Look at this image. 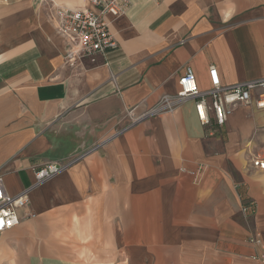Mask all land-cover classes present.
I'll list each match as a JSON object with an SVG mask.
<instances>
[{
    "label": "crops",
    "instance_id": "1",
    "mask_svg": "<svg viewBox=\"0 0 264 264\" xmlns=\"http://www.w3.org/2000/svg\"><path fill=\"white\" fill-rule=\"evenodd\" d=\"M118 47L76 65L53 2L0 8V177L28 190L0 264H264V110L203 125L194 101L145 116L191 67L202 87L264 77V0H129ZM76 159L34 187L35 169ZM244 197L257 213L244 218ZM35 213V217H28Z\"/></svg>",
    "mask_w": 264,
    "mask_h": 264
},
{
    "label": "built area",
    "instance_id": "2",
    "mask_svg": "<svg viewBox=\"0 0 264 264\" xmlns=\"http://www.w3.org/2000/svg\"><path fill=\"white\" fill-rule=\"evenodd\" d=\"M129 0H86L81 7H69L53 2L52 19L60 33L67 39L68 46L64 60L70 65L96 57L118 47L111 30V19L124 13ZM209 86L202 87L191 67H186L178 78L179 89L175 94H165L145 116L173 111L186 101H194L199 121L211 125L213 120L220 126L226 124L238 105H252L264 110V77L224 85L215 65L209 68ZM76 159L66 162H48L35 169L34 187L40 186L59 175ZM252 166L264 170V153L251 158ZM30 205L28 190L10 195L0 177V234L18 226L20 210ZM242 213L251 220L257 213V203L251 197H244ZM30 213L28 217H35ZM249 241L264 248L263 234L254 230ZM264 262V258H263Z\"/></svg>",
    "mask_w": 264,
    "mask_h": 264
},
{
    "label": "rangeland",
    "instance_id": "3",
    "mask_svg": "<svg viewBox=\"0 0 264 264\" xmlns=\"http://www.w3.org/2000/svg\"><path fill=\"white\" fill-rule=\"evenodd\" d=\"M4 0H0V8L3 5Z\"/></svg>",
    "mask_w": 264,
    "mask_h": 264
}]
</instances>
